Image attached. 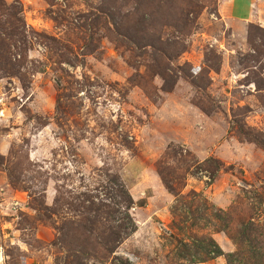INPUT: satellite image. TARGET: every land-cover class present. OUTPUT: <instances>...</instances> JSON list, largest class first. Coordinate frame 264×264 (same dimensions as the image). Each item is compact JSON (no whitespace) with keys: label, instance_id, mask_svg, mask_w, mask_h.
Returning <instances> with one entry per match:
<instances>
[{"label":"rangeland","instance_id":"obj_1","mask_svg":"<svg viewBox=\"0 0 264 264\" xmlns=\"http://www.w3.org/2000/svg\"><path fill=\"white\" fill-rule=\"evenodd\" d=\"M112 176L137 231L106 255L78 206ZM216 211L264 227V0H0V264L233 254Z\"/></svg>","mask_w":264,"mask_h":264},{"label":"trees","instance_id":"obj_2","mask_svg":"<svg viewBox=\"0 0 264 264\" xmlns=\"http://www.w3.org/2000/svg\"><path fill=\"white\" fill-rule=\"evenodd\" d=\"M106 14L111 16L110 20L115 27L119 25L114 14ZM233 122L237 126L239 138L253 142L257 146L262 145L259 137L247 130L239 119H233ZM207 163L211 164L212 162L208 161ZM109 182H112L114 187L103 186V191L106 190L104 195L107 199L98 202V196H87L78 206L86 216L82 227H84L87 236L93 238L96 244L103 248L106 255L114 252L137 231V226L130 214L135 206L131 194L119 176H112V180ZM166 184L172 194H177L169 182ZM109 198L111 200L107 202ZM197 210V207L193 209L192 206L190 213L198 220L196 217L198 215ZM214 217L223 223V231L235 242L237 251L233 254H225L215 242L204 238L195 245L194 254L196 255L192 264L205 263L220 257H224L227 264H264V227L260 223H256L255 220L238 223L235 222L232 213L222 211H216ZM186 218L188 219V217ZM200 218L205 220V214H202ZM79 244L80 251L78 253L85 252L87 248L82 243Z\"/></svg>","mask_w":264,"mask_h":264}]
</instances>
